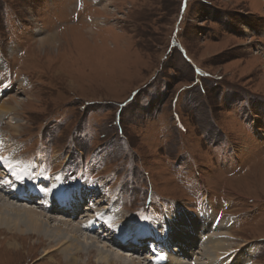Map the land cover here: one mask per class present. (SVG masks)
Here are the masks:
<instances>
[{"label":"rangeland","instance_id":"374dc122","mask_svg":"<svg viewBox=\"0 0 264 264\" xmlns=\"http://www.w3.org/2000/svg\"><path fill=\"white\" fill-rule=\"evenodd\" d=\"M0 136L43 188L97 191L72 218L113 206L144 264L170 209L220 213L226 264H264V0H0ZM51 246L0 226V264H65Z\"/></svg>","mask_w":264,"mask_h":264},{"label":"bare ground","instance_id":"6f19581e","mask_svg":"<svg viewBox=\"0 0 264 264\" xmlns=\"http://www.w3.org/2000/svg\"><path fill=\"white\" fill-rule=\"evenodd\" d=\"M47 41L49 40L42 39L39 47ZM17 155V150L8 143L7 138L0 136V160L5 157L8 159L3 162L6 173L0 174V226L4 224L11 232L13 230L16 233L44 237L48 244L53 245L43 251L44 255H50L60 249L65 258V264H75V255L84 252L88 254L89 251H95V256L100 264H144L145 257L140 259L136 255H132L134 252L130 253L125 250L128 243L123 241H126V238L121 237L119 244L114 240L115 234L120 230L116 225L119 223L123 225L125 221L120 220L121 214L116 213L113 206H109L105 212H101V209L94 208V204H89L84 206L87 212H77L79 213L78 217L72 218L71 213L77 208L79 209V205L81 206L79 201L84 197L87 199L89 193L93 197L97 191L87 189L88 186L82 188L81 185L77 187L74 185L63 190L62 181L60 180L59 186H56L54 178H48L47 183L52 186L47 185L46 188H43L41 185L44 183L39 184L36 182V178L31 177V173L33 174L35 171L34 167L32 168L33 162L30 161L29 165L27 160L18 158ZM18 176L20 179H17ZM23 181L29 184L28 190L24 191L21 187ZM39 190L41 191L37 195ZM24 195H27L36 205L35 208L32 204L23 202L21 198ZM41 197L44 200H41ZM59 201L63 204L59 207L58 211L60 212L56 211ZM74 213L76 215V212ZM61 214L68 215V220L77 223L52 216ZM219 216L221 217L220 213L211 217L207 211L203 214L189 215L183 211L177 212L170 209L165 212L163 220L158 223L154 231L144 235V238L147 236L146 241L142 236L133 240L141 241L140 246L148 242L150 237L154 238L152 241L158 239V242H161L158 244L160 247H157L156 250L161 259L150 258L149 261L152 264H189L183 257L196 255H199L196 256L197 260L194 259L196 264H226V252L231 249L227 244L226 235H224L226 232H223L226 224ZM218 227L223 231L218 232ZM98 238L106 240L111 245L116 244L122 251L107 245L106 241H99ZM8 245L13 247L15 244L9 243ZM16 248L17 246H14V249ZM208 256H212L213 259H204Z\"/></svg>","mask_w":264,"mask_h":264},{"label":"snow or ice","instance_id":"6c2138e0","mask_svg":"<svg viewBox=\"0 0 264 264\" xmlns=\"http://www.w3.org/2000/svg\"><path fill=\"white\" fill-rule=\"evenodd\" d=\"M17 179H20V177L18 176Z\"/></svg>","mask_w":264,"mask_h":264}]
</instances>
